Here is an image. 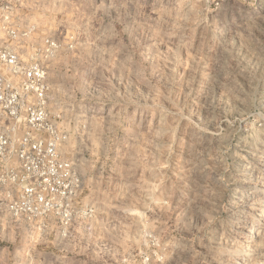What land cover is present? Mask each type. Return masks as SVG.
<instances>
[{"label":"rangeland","instance_id":"rangeland-1","mask_svg":"<svg viewBox=\"0 0 264 264\" xmlns=\"http://www.w3.org/2000/svg\"><path fill=\"white\" fill-rule=\"evenodd\" d=\"M1 2L81 188L0 264H264V0Z\"/></svg>","mask_w":264,"mask_h":264},{"label":"built area","instance_id":"built-area-1","mask_svg":"<svg viewBox=\"0 0 264 264\" xmlns=\"http://www.w3.org/2000/svg\"><path fill=\"white\" fill-rule=\"evenodd\" d=\"M13 10L0 0V213L32 220L67 207L81 179L59 157L58 144L67 134L51 118L47 73L37 59L36 52L53 57L58 43L46 38L22 58Z\"/></svg>","mask_w":264,"mask_h":264},{"label":"bare ground","instance_id":"bare-ground-1","mask_svg":"<svg viewBox=\"0 0 264 264\" xmlns=\"http://www.w3.org/2000/svg\"><path fill=\"white\" fill-rule=\"evenodd\" d=\"M258 165H259V167L261 168V169H264V156L262 157V158H260V160H259V163H258ZM260 214H258V216L256 217H254V219L255 220H258V218L260 217L259 216ZM249 227H250V225H249ZM252 230H255V228H252ZM256 232L255 231H251V232H247V235L249 236V237H256Z\"/></svg>","mask_w":264,"mask_h":264},{"label":"crops","instance_id":"crops-1","mask_svg":"<svg viewBox=\"0 0 264 264\" xmlns=\"http://www.w3.org/2000/svg\"><path fill=\"white\" fill-rule=\"evenodd\" d=\"M4 217H5V216H4ZM5 218H7V217H5ZM10 224H11V222L8 224L9 228L11 227V225H10Z\"/></svg>","mask_w":264,"mask_h":264}]
</instances>
